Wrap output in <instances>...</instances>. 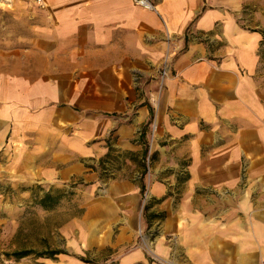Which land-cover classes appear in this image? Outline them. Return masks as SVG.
<instances>
[{"label": "crops", "instance_id": "obj_1", "mask_svg": "<svg viewBox=\"0 0 264 264\" xmlns=\"http://www.w3.org/2000/svg\"><path fill=\"white\" fill-rule=\"evenodd\" d=\"M151 2L0 0V196L87 185L71 264H261L264 29Z\"/></svg>", "mask_w": 264, "mask_h": 264}, {"label": "rangeland", "instance_id": "obj_2", "mask_svg": "<svg viewBox=\"0 0 264 264\" xmlns=\"http://www.w3.org/2000/svg\"><path fill=\"white\" fill-rule=\"evenodd\" d=\"M242 15L245 24L264 29V0H246ZM19 188H30L31 196L16 194L12 188L6 189L5 197L0 196V203L8 204L7 212L3 215L0 213V264H71L72 256L79 249L77 222L89 201L87 185L77 180L74 188H67L70 193L63 194L59 203L52 208H43L34 200L43 190L60 187L31 183ZM94 197L92 195L91 199ZM149 232L151 229L140 230L138 240L140 245L146 247L147 253H152L149 248ZM17 249H61L64 252L53 257L31 253L15 258L10 253ZM96 252L97 247H93L86 253L89 255ZM97 253L101 259L108 254V249L101 248ZM95 264L103 263L100 260Z\"/></svg>", "mask_w": 264, "mask_h": 264}, {"label": "trees", "instance_id": "obj_3", "mask_svg": "<svg viewBox=\"0 0 264 264\" xmlns=\"http://www.w3.org/2000/svg\"><path fill=\"white\" fill-rule=\"evenodd\" d=\"M146 152H147V148L144 150V155L146 154ZM143 189H144V185H142V190ZM68 193L70 192L62 188H50L49 190H43V192L39 194L34 201L43 208H52L53 206H56L59 203L60 197L63 194H68ZM156 215L157 214H152L151 216L154 217ZM62 252L64 251L61 249H43L40 251H35L34 249H19V250L17 249L12 251L10 254L15 258H21L31 253H35L38 256L53 257L56 254Z\"/></svg>", "mask_w": 264, "mask_h": 264}, {"label": "built area", "instance_id": "obj_4", "mask_svg": "<svg viewBox=\"0 0 264 264\" xmlns=\"http://www.w3.org/2000/svg\"><path fill=\"white\" fill-rule=\"evenodd\" d=\"M31 1L37 5H40V6H42L44 4V0H31ZM134 2L138 5H141V6L146 7V8H153L154 7L151 0H134ZM161 75H162V77L167 75V68L166 67H164L161 70ZM154 128H155V125H153V130H154ZM261 264H264V261H262Z\"/></svg>", "mask_w": 264, "mask_h": 264}]
</instances>
